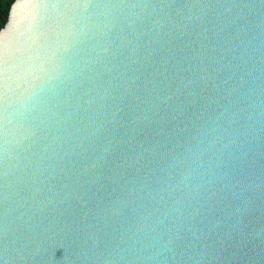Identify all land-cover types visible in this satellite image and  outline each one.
<instances>
[{
  "label": "water",
  "instance_id": "water-1",
  "mask_svg": "<svg viewBox=\"0 0 264 264\" xmlns=\"http://www.w3.org/2000/svg\"><path fill=\"white\" fill-rule=\"evenodd\" d=\"M0 264H264V0H12Z\"/></svg>",
  "mask_w": 264,
  "mask_h": 264
},
{
  "label": "trees",
  "instance_id": "trees-1",
  "mask_svg": "<svg viewBox=\"0 0 264 264\" xmlns=\"http://www.w3.org/2000/svg\"><path fill=\"white\" fill-rule=\"evenodd\" d=\"M12 0H0V27L3 25L9 4Z\"/></svg>",
  "mask_w": 264,
  "mask_h": 264
}]
</instances>
